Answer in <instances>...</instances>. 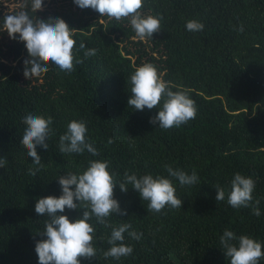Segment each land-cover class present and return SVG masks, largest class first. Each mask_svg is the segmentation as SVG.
<instances>
[{"label":"trees","instance_id":"obj_1","mask_svg":"<svg viewBox=\"0 0 264 264\" xmlns=\"http://www.w3.org/2000/svg\"><path fill=\"white\" fill-rule=\"evenodd\" d=\"M20 6L8 9L0 1V17ZM27 10L45 18L60 16L76 28L74 60L81 62L66 72L47 61L46 71L26 75V45L0 31V156L5 157L0 164V264H38L34 249L45 238L39 232L45 217L34 211L37 198L60 195L56 176L82 171L97 158L110 161L118 177L126 169L166 174L167 163L195 169L200 182L177 184L182 206L158 213L147 210L137 191L117 185L114 196L127 214L110 219L130 222L142 238L125 234L133 253L105 258L109 230L93 219L96 255L80 257L82 264H229L219 245L226 227L264 241V0H144L142 10L162 19L160 30L143 40L126 18L101 17L73 0ZM189 19L202 21L203 31H187ZM81 41L96 48L95 55L84 57ZM142 62L153 63L174 90L188 91L197 109L194 118L160 129L150 123L157 107H128L129 75ZM27 110L53 117L49 148L37 147L42 167L35 175L28 171L36 166L20 141L21 115ZM71 119L86 121L97 157L59 153V134ZM237 171L256 181L253 199L260 202V216L253 214L252 201L233 208L226 198L216 200L215 186L227 190ZM65 211L75 218L84 209Z\"/></svg>","mask_w":264,"mask_h":264},{"label":"clouds","instance_id":"obj_2","mask_svg":"<svg viewBox=\"0 0 264 264\" xmlns=\"http://www.w3.org/2000/svg\"><path fill=\"white\" fill-rule=\"evenodd\" d=\"M44 0H25L18 10L10 11L0 17V31H7L10 38L22 41L29 53L25 59L26 75L38 74L48 69L47 61L61 70L71 72L74 63V39L76 28L60 16L49 14L47 18L32 15L27 10L30 6L35 12L41 8ZM80 8H91L101 17L117 21L126 18L135 37L143 40L153 37L160 30L162 17L151 11H143L144 0H73ZM205 25L198 19L185 22V29L191 32L203 31ZM239 31H243V25ZM18 34V35H17ZM79 49H84V57L95 55L96 48H86L83 41ZM130 96L128 107L133 110L152 109L158 111L150 117V123L160 129L180 127L196 115L195 101L188 91L179 86L175 90L171 82L163 78L157 67L151 62H142L135 66L129 75ZM24 121L20 141L27 149V156L32 158L35 168H29L35 175L42 167L41 155L37 147L49 148V139L54 135L53 117L45 116L33 110H27L21 115ZM88 128L83 119H71L65 130L59 134L57 148L61 154L90 153L98 156L94 141L87 135ZM111 143V139L108 141ZM4 156H0V164ZM164 172L153 174L151 171L137 173L127 169L118 177V173L110 166L107 159H89L82 171L67 170L66 175H57L61 188L60 195H47L37 198L34 211L45 217L43 228L39 231L45 238L37 240L35 252L38 264H82L80 257L90 258L96 255L93 241L96 238V228L92 223L103 225L109 230L107 236L108 248L103 252L105 258L119 260L133 253L127 238L140 240L143 233L133 228L130 222L115 223L110 218L126 215L127 210L121 209L118 199L114 196V188L118 185L121 191L129 187L138 192L143 201H147V210L161 212L165 207L174 209L182 206L183 201L177 193L180 187L198 184L199 175L195 169L190 172L172 164L163 165ZM226 190L222 186L217 189L216 200L222 201L233 208L248 207L252 201L253 214L261 215L259 200L253 199L256 181L251 175L239 171L233 173ZM84 209L81 215L70 218L66 209ZM126 234V235H125ZM220 248L229 258V264H260L264 258V241L250 234H237L230 228H225L219 236Z\"/></svg>","mask_w":264,"mask_h":264},{"label":"rangeland","instance_id":"obj_3","mask_svg":"<svg viewBox=\"0 0 264 264\" xmlns=\"http://www.w3.org/2000/svg\"><path fill=\"white\" fill-rule=\"evenodd\" d=\"M3 1V4L8 9H14L18 6H20L25 0H0ZM71 0H44V3L41 5V8H44L45 6H51V7H61L66 6L70 4Z\"/></svg>","mask_w":264,"mask_h":264}]
</instances>
